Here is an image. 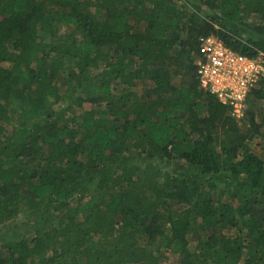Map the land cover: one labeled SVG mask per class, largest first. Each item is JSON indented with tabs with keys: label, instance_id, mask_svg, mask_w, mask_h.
<instances>
[{
	"label": "trees",
	"instance_id": "1",
	"mask_svg": "<svg viewBox=\"0 0 264 264\" xmlns=\"http://www.w3.org/2000/svg\"><path fill=\"white\" fill-rule=\"evenodd\" d=\"M205 36L264 0H0V264H264V78L237 121Z\"/></svg>",
	"mask_w": 264,
	"mask_h": 264
},
{
	"label": "built area",
	"instance_id": "2",
	"mask_svg": "<svg viewBox=\"0 0 264 264\" xmlns=\"http://www.w3.org/2000/svg\"><path fill=\"white\" fill-rule=\"evenodd\" d=\"M200 46L201 54L196 61L200 88L214 95L242 122L251 93L264 78V53L248 57L215 36L201 37Z\"/></svg>",
	"mask_w": 264,
	"mask_h": 264
},
{
	"label": "rangeland",
	"instance_id": "3",
	"mask_svg": "<svg viewBox=\"0 0 264 264\" xmlns=\"http://www.w3.org/2000/svg\"><path fill=\"white\" fill-rule=\"evenodd\" d=\"M5 65L8 66L9 64L5 63ZM261 86H262V84H261ZM91 108H94V106L91 105L90 103H85L84 106H83V109H86V110H89ZM250 108H251V103H249V109L248 110H250ZM79 111H80V109L76 110L77 113ZM72 116H73V114H71V116L68 115L67 117L71 120ZM260 143H261L260 139H254L251 142L252 150H253L254 153L261 154V145H260ZM163 172H165V170H163ZM199 245H201V242L200 243L193 242V243H191V248L192 249H196Z\"/></svg>",
	"mask_w": 264,
	"mask_h": 264
}]
</instances>
